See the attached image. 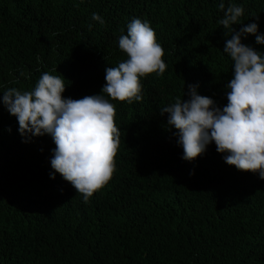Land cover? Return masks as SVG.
I'll use <instances>...</instances> for the list:
<instances>
[{"label": "trees", "instance_id": "16d2710c", "mask_svg": "<svg viewBox=\"0 0 264 264\" xmlns=\"http://www.w3.org/2000/svg\"><path fill=\"white\" fill-rule=\"evenodd\" d=\"M220 2L0 0V264H264V179L227 164L214 141L183 159L160 112L190 99L189 84L227 105L234 71ZM223 2L244 9L235 30L256 22L264 35V0ZM134 18L149 22L167 67L141 78V101L105 94L120 130L115 172L85 203L51 175L52 136H21L3 91L31 90L49 72L64 80L65 98L99 94L106 67L127 59L118 41ZM256 35L241 42L264 53Z\"/></svg>", "mask_w": 264, "mask_h": 264}, {"label": "clouds", "instance_id": "9594fccd", "mask_svg": "<svg viewBox=\"0 0 264 264\" xmlns=\"http://www.w3.org/2000/svg\"><path fill=\"white\" fill-rule=\"evenodd\" d=\"M218 7L223 12L218 23L231 36L223 48L234 71L225 85L230 89L227 105L216 106L212 98L198 94V85L189 84L190 99L177 97L160 112L168 113V124L178 130L174 135L183 147V159L194 160L214 141L217 152L227 153V164L264 179V53L241 42L242 36L257 34L258 24L252 22L237 31L233 25L241 23L243 7L230 4L226 8L223 0ZM92 19L104 23L97 13ZM256 43L264 44V35H256ZM118 44L127 59L106 67V83L99 94L65 98L64 80L49 72H43L31 90L10 87L3 91V104L17 118L21 136H52L55 148L50 163L55 172L51 175L59 173L70 182L85 203L115 172L120 130L115 124V105L106 95L129 104L141 101V78L163 75L167 67L164 49L147 21L132 19ZM19 75L28 74L21 70Z\"/></svg>", "mask_w": 264, "mask_h": 264}]
</instances>
